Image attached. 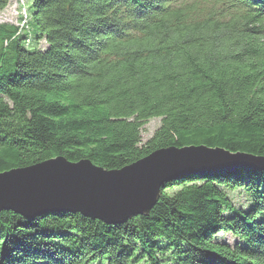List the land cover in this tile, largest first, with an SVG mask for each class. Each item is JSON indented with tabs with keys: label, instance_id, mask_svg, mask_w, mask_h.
I'll return each instance as SVG.
<instances>
[{
	"label": "trees",
	"instance_id": "trees-1",
	"mask_svg": "<svg viewBox=\"0 0 264 264\" xmlns=\"http://www.w3.org/2000/svg\"><path fill=\"white\" fill-rule=\"evenodd\" d=\"M25 4L0 21V171L59 155L119 169L170 146L264 156V0ZM0 264H264V171L173 179L121 224L1 211Z\"/></svg>",
	"mask_w": 264,
	"mask_h": 264
},
{
	"label": "water",
	"instance_id": "water-1",
	"mask_svg": "<svg viewBox=\"0 0 264 264\" xmlns=\"http://www.w3.org/2000/svg\"><path fill=\"white\" fill-rule=\"evenodd\" d=\"M239 168L264 171V156L203 145L170 146L119 169H105L86 158L72 162L59 155L0 171V212L32 219L67 211L121 224L147 214L173 179Z\"/></svg>",
	"mask_w": 264,
	"mask_h": 264
},
{
	"label": "rangeland",
	"instance_id": "rangeland-1",
	"mask_svg": "<svg viewBox=\"0 0 264 264\" xmlns=\"http://www.w3.org/2000/svg\"><path fill=\"white\" fill-rule=\"evenodd\" d=\"M24 14H27L25 0H8L7 6L3 10H0V21L18 24L19 18L23 17ZM41 45L44 46L43 44ZM159 125L160 118L157 117L146 121L141 130L142 143L146 142L153 135ZM231 197L235 204H245L242 193L235 191ZM221 237L226 238L228 241L232 240L229 234L221 235Z\"/></svg>",
	"mask_w": 264,
	"mask_h": 264
}]
</instances>
